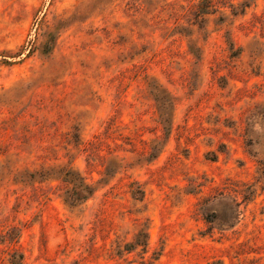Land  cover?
<instances>
[{
    "label": "rangeland",
    "instance_id": "obj_1",
    "mask_svg": "<svg viewBox=\"0 0 264 264\" xmlns=\"http://www.w3.org/2000/svg\"><path fill=\"white\" fill-rule=\"evenodd\" d=\"M0 264H264V0H0Z\"/></svg>",
    "mask_w": 264,
    "mask_h": 264
},
{
    "label": "trees",
    "instance_id": "obj_2",
    "mask_svg": "<svg viewBox=\"0 0 264 264\" xmlns=\"http://www.w3.org/2000/svg\"><path fill=\"white\" fill-rule=\"evenodd\" d=\"M138 246H142L143 249H146V247H147V243H144L143 245H140V244L136 243V244H135V247H138Z\"/></svg>",
    "mask_w": 264,
    "mask_h": 264
}]
</instances>
